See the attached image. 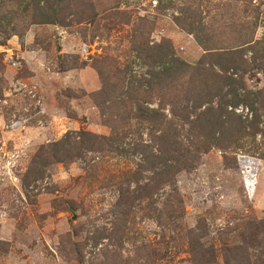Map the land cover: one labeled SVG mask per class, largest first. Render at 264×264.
I'll return each mask as SVG.
<instances>
[{
  "label": "rangeland",
  "instance_id": "374dc122",
  "mask_svg": "<svg viewBox=\"0 0 264 264\" xmlns=\"http://www.w3.org/2000/svg\"><path fill=\"white\" fill-rule=\"evenodd\" d=\"M198 32L236 51L227 67L242 69L259 102L258 113L236 111L220 137L226 150L213 146L177 176L181 220L158 194L133 201L134 162L103 142L85 161L56 164L43 182L30 181L41 148L67 133L127 131L115 97L129 70L148 73L136 43L167 41L194 68L206 55ZM202 77L218 81L212 72ZM148 101L159 108L157 98ZM193 138L198 146L206 140ZM121 195L132 199L129 217ZM262 220L264 0H0V264H203L195 231L217 249L207 264H246L224 249L240 246L248 224Z\"/></svg>",
  "mask_w": 264,
  "mask_h": 264
},
{
  "label": "trees",
  "instance_id": "16d2710c",
  "mask_svg": "<svg viewBox=\"0 0 264 264\" xmlns=\"http://www.w3.org/2000/svg\"><path fill=\"white\" fill-rule=\"evenodd\" d=\"M198 35L199 32L195 34L196 40L206 55L194 68L177 58L167 41L154 46L143 41L139 45L136 43L134 50L143 55L148 73L138 78L131 76L129 70L121 84L124 90L115 97L116 102L123 106L119 120L128 126L127 131L108 138L93 136L85 131L67 133L60 141L41 148L33 160V175L30 176L33 180L30 181L43 182L47 171H51L56 164L85 161L84 154L98 152L96 145L103 142L109 153L134 162L130 183L139 187V193L133 201L141 200L143 193L146 199H151L154 193L158 194L166 207H172L174 215L169 217L181 220L178 214L182 202L178 197L177 176L194 169L201 156L213 146L224 150L228 148V141L223 145L220 137L224 140L231 123L238 121L236 111L240 107L246 105L258 113L254 106L259 99L246 88L243 77L239 75L242 69L227 67L228 58L237 54L236 51L217 45L216 35H207V41L198 38ZM206 72L216 74L217 83L204 79L202 76ZM108 92L111 93V89ZM150 98H157L158 109L149 107L153 104V101H148ZM248 100L254 102L249 104ZM197 132L206 136L200 146L193 138ZM207 136L213 138L208 140ZM238 144V148H242L239 140ZM147 174L148 177L145 176ZM121 199L125 208L122 214L129 217L132 199L126 195H121ZM246 230L240 236V246L225 247V256L242 255L246 264H264V220L249 223ZM190 236L195 242V257L197 249L203 253V264L209 263L207 255L215 257L216 247L206 248L209 243L202 245L200 240L204 235H196V231Z\"/></svg>",
  "mask_w": 264,
  "mask_h": 264
}]
</instances>
